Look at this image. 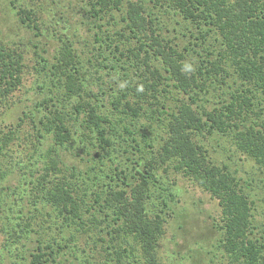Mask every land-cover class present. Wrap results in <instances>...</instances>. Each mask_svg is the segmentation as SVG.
Instances as JSON below:
<instances>
[{
  "label": "trees",
  "instance_id": "trees-1",
  "mask_svg": "<svg viewBox=\"0 0 264 264\" xmlns=\"http://www.w3.org/2000/svg\"><path fill=\"white\" fill-rule=\"evenodd\" d=\"M82 2L93 19L92 52L85 59L90 68L84 69L74 42L64 35L52 60L37 54L35 85L46 98L36 105L45 113L41 127L51 135L48 152L56 154V146L70 144L77 128L81 129L93 139L92 151L110 182L93 188L88 184L94 176L60 167L57 157L46 158L42 173L29 180L30 193L49 206L46 215L56 221L61 218L73 226L75 234L67 240H39L28 253L29 264L58 263L70 239L77 245L75 237L83 239L85 246L91 239L90 250L103 258L98 264H163L159 241L171 216L168 201L175 194L160 179L169 171L191 179L217 200L220 219L215 227L220 237L216 249L226 264H264V224L255 222V200L228 163L213 159L206 143L212 134L220 133L245 158L264 167V0ZM114 11L121 13L119 19ZM17 14L39 28L32 9L20 6ZM165 14L191 25L182 31L189 35V42L197 44L206 35L215 41L203 49L206 54L197 65L186 61L187 47L176 48L162 34L158 24ZM119 22L120 28L110 29L109 25ZM186 64L194 70L185 71ZM23 66L21 51L0 38V98L20 87ZM105 68L123 82L118 91L108 93L107 109L102 108L98 94L86 89L90 78L105 83ZM228 77L239 83L217 93ZM102 85L99 94L104 101ZM218 95L216 101L208 97ZM121 143H127L126 153L135 155L128 158L129 170L114 161V147ZM153 197L160 200L158 209H151ZM90 210L88 223L82 217L83 211ZM32 230L25 227L23 233ZM85 246L80 251L88 260L92 256Z\"/></svg>",
  "mask_w": 264,
  "mask_h": 264
},
{
  "label": "rangeland",
  "instance_id": "rangeland-1",
  "mask_svg": "<svg viewBox=\"0 0 264 264\" xmlns=\"http://www.w3.org/2000/svg\"><path fill=\"white\" fill-rule=\"evenodd\" d=\"M10 1L0 0V38L6 45L17 47L21 51L24 66L20 87L9 97L0 98V264H29L28 253L35 248L39 240L43 243L47 240H61L63 237L67 240L71 233L75 234L73 226H67L61 218L56 221L46 215V212H49V206L30 193L29 180L42 173L46 158L57 157L60 167H66L68 170L74 167L76 171L85 172L92 179L94 176L93 182L88 184L93 188H99L100 185H96L98 183H109L110 179L108 174L105 176L106 172H101V166L92 151L93 139L86 138L81 133V129L77 128L70 144L64 147L56 146V154H50L48 151L52 143L51 135L41 127L40 122L45 113L36 105L37 101L46 98L40 93V88L35 85L34 70L36 68L34 66L37 54L52 60L64 35L74 42V47L83 58L84 69L90 68L85 59L92 52L93 19L87 14V7H84L82 0H14V4ZM20 6L34 11L39 28H33L28 25V20L24 22L20 19L17 14ZM114 16L119 19L121 13L114 11ZM102 22L105 24V21ZM121 26V22L109 25L112 30ZM190 26L187 21L170 14L161 16L158 24L162 34L171 38L176 48L187 47L186 61L195 66L205 56L204 48L211 43L214 44L215 41L206 35L204 39H198L197 44H194V41L189 42V35L182 34V31H186L185 29ZM102 73L105 83L102 85L100 81L94 82L93 78H90L88 80L91 81H87L86 89L91 88L94 94H98L97 98L101 99L105 105L102 108L107 109L110 108L108 93L112 90L118 91L123 87V82L119 78L120 75L117 76L113 70L105 68ZM119 73L122 74V72ZM42 78L43 75L39 80ZM225 80L220 84L217 93L222 94L232 90L239 83L233 77ZM99 85H102V89L106 88L103 89L104 101L99 94ZM55 90L56 88L53 87L56 93ZM219 96L208 97L211 101H216ZM225 96L227 95L224 94L222 97ZM64 103L70 104L67 101ZM131 128L134 127L131 126ZM140 130L142 131L141 128ZM156 139L155 144L159 141L158 137ZM127 143L131 142L127 140ZM127 143L125 145L121 143L119 147L115 146L116 152H113L115 164L125 170L132 167L128 161L129 156L135 157L133 153H126L123 150L127 147ZM206 143L209 144L213 159L228 163L230 169L235 172L242 185L251 194L255 200L253 210L255 222L264 224V167L245 158L236 150L230 138L220 133L212 134ZM136 154L139 153L136 152ZM147 155L148 153L145 154L146 157ZM130 172H132L131 169ZM62 174L65 173L62 172ZM168 174L165 176L162 173L164 177H161L160 181L163 185L170 187L175 197L173 200L165 199L169 200L170 209L167 208V210L171 216L165 223L164 233L159 241L158 251L163 264H226L227 261L216 249L217 240L220 237V232L215 227L220 219L217 200L186 176L172 171ZM30 197L35 203L29 200ZM88 201L92 202V199L89 198ZM159 201L153 197L155 205L151 209H158L161 204ZM92 211H83L85 216L82 218L86 222L87 218H91ZM60 226L65 227L61 229ZM25 227H32L33 230L25 234L23 233ZM85 228L87 230L88 225ZM75 238L77 245L74 246V242L70 239L67 242L68 247L62 250L63 255L57 258L56 264H88V260L98 264L103 260L98 253L90 250L93 248L91 239L87 238L88 245L85 246L83 239L78 241V237ZM83 246L88 248L87 254L92 256L88 260L84 259L85 254L80 251Z\"/></svg>",
  "mask_w": 264,
  "mask_h": 264
},
{
  "label": "clouds",
  "instance_id": "clouds-1",
  "mask_svg": "<svg viewBox=\"0 0 264 264\" xmlns=\"http://www.w3.org/2000/svg\"><path fill=\"white\" fill-rule=\"evenodd\" d=\"M184 70H185V71H192V70H194V69L192 68L191 65H187V64H186V65L184 66ZM141 90H142V89H141Z\"/></svg>",
  "mask_w": 264,
  "mask_h": 264
}]
</instances>
